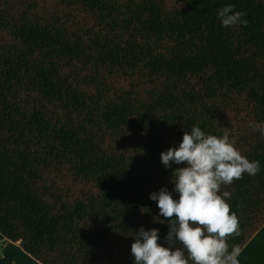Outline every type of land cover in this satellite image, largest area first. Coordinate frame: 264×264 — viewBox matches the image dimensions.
I'll return each instance as SVG.
<instances>
[{"label":"trees","instance_id":"1","mask_svg":"<svg viewBox=\"0 0 264 264\" xmlns=\"http://www.w3.org/2000/svg\"><path fill=\"white\" fill-rule=\"evenodd\" d=\"M228 4L247 25H221ZM257 121L264 0H0V264H134L133 232H168L160 153L194 124L260 162L221 188L242 248L264 223Z\"/></svg>","mask_w":264,"mask_h":264},{"label":"clouds","instance_id":"2","mask_svg":"<svg viewBox=\"0 0 264 264\" xmlns=\"http://www.w3.org/2000/svg\"><path fill=\"white\" fill-rule=\"evenodd\" d=\"M244 16L234 4L217 12L223 27L247 25ZM249 126L264 137V121ZM160 159L172 170L173 188L161 187L149 199L159 209L156 222L166 223L168 232L161 238L158 228L145 230L143 225L133 232L134 264H240V246L228 241L239 234V220L228 202L230 193L221 188L244 174L257 175L260 162L241 153L227 128L218 136L206 133L199 124L184 131L178 146L161 152Z\"/></svg>","mask_w":264,"mask_h":264},{"label":"crops","instance_id":"3","mask_svg":"<svg viewBox=\"0 0 264 264\" xmlns=\"http://www.w3.org/2000/svg\"><path fill=\"white\" fill-rule=\"evenodd\" d=\"M264 230V223L259 227V229L249 238V240L243 245L241 248V257H240V264H264V254H258V256L254 259H252V254H246L248 249L252 246V244L258 240L260 237V234ZM0 241L2 242V246L0 247V258L3 256V249L5 245H7L9 242H11L7 237H5L0 232ZM19 244V243H17ZM263 248V247H262ZM257 254V253H256ZM255 254V255H256ZM13 264H43L39 260L35 259L32 255L27 253L26 251H22Z\"/></svg>","mask_w":264,"mask_h":264},{"label":"rangeland","instance_id":"4","mask_svg":"<svg viewBox=\"0 0 264 264\" xmlns=\"http://www.w3.org/2000/svg\"><path fill=\"white\" fill-rule=\"evenodd\" d=\"M19 243V242H17ZM2 242L0 241V247L2 246ZM263 247V248H262ZM252 254V259L256 258L258 256V254H264V230L263 232L260 234V237L258 238V240H256L252 246L248 249L246 254ZM257 253V254H256ZM256 254V255H255Z\"/></svg>","mask_w":264,"mask_h":264}]
</instances>
